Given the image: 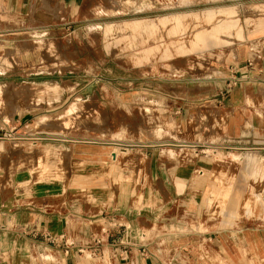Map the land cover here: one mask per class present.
<instances>
[{"label": "rangeland", "instance_id": "rangeland-1", "mask_svg": "<svg viewBox=\"0 0 264 264\" xmlns=\"http://www.w3.org/2000/svg\"><path fill=\"white\" fill-rule=\"evenodd\" d=\"M241 1L104 0L77 23L14 34L0 49V141L23 149L27 189L104 217V242L127 226L140 245L182 235L172 227L264 226V105L204 104L202 85L242 38ZM189 251L187 264L225 262Z\"/></svg>", "mask_w": 264, "mask_h": 264}, {"label": "crops", "instance_id": "crops-1", "mask_svg": "<svg viewBox=\"0 0 264 264\" xmlns=\"http://www.w3.org/2000/svg\"><path fill=\"white\" fill-rule=\"evenodd\" d=\"M103 2L0 0V49L10 51L14 40L17 41L13 35L22 34L28 23L54 31L77 23L84 9H90L92 14ZM239 5L245 12L239 17L242 38L237 39L235 53L222 63L223 68L215 69L222 75L216 77L213 72L212 76L203 77L204 88L212 87L209 101L204 104L264 105V0H242ZM224 84L232 87L228 98L220 100L216 91L220 92ZM248 91L251 95L247 97ZM239 102L241 105H236ZM22 152L21 147L15 149L0 141V264H187L189 255L194 258L190 248L205 247L216 251V257L225 260L223 264H264L263 225L244 224L209 236L196 234L194 238L185 236L189 228L172 227L171 233L182 235L164 238L163 245V239L155 238L140 245L137 238L127 235L140 233L141 227L127 226L117 229L126 236L104 242V217L93 220L89 211L72 209L70 202L66 209H57L51 201L27 189L28 180L21 176ZM148 230L156 231L151 226ZM174 242L180 246L176 248ZM205 242L209 245H203ZM109 248L114 250L111 254L116 255L115 259H104Z\"/></svg>", "mask_w": 264, "mask_h": 264}, {"label": "bare ground", "instance_id": "bare-ground-1", "mask_svg": "<svg viewBox=\"0 0 264 264\" xmlns=\"http://www.w3.org/2000/svg\"><path fill=\"white\" fill-rule=\"evenodd\" d=\"M200 37H201L200 34L196 35V39H200ZM3 62H5L4 58H0V66H2ZM43 122H45V121H36L34 123V125L32 126V128L37 127L38 125H40Z\"/></svg>", "mask_w": 264, "mask_h": 264}]
</instances>
